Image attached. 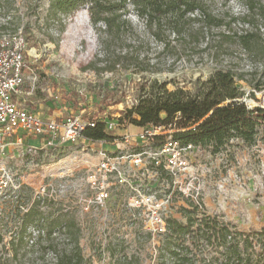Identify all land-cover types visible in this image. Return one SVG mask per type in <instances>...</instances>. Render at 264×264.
I'll return each mask as SVG.
<instances>
[{
    "label": "rangeland",
    "instance_id": "rangeland-1",
    "mask_svg": "<svg viewBox=\"0 0 264 264\" xmlns=\"http://www.w3.org/2000/svg\"><path fill=\"white\" fill-rule=\"evenodd\" d=\"M114 1L0 0V33L21 30L29 53L38 56L33 64L37 90L27 104L51 103L72 114L84 110L86 118L112 123L111 136L128 133L137 140L139 130L118 118L139 101L143 89L165 86L169 92L180 90L185 98L201 99L207 81L225 76L221 81L232 77L231 85L240 94L234 104L264 111L248 104H264V0H215L214 5L211 0H179L182 5L195 1L198 8L188 15L198 19L192 31L178 16L162 24L159 32L172 34L168 48L143 35V24L135 21L133 29L123 23L119 35L109 34L101 23L96 31L89 19L97 11H90L91 6ZM199 25L209 29L200 33ZM233 34L247 35L237 39ZM229 101L215 108L229 106ZM172 130L184 131H165ZM21 150L15 146L10 154L14 157L6 160L22 187L16 197L0 201V264H56L73 249L81 253L83 264H173L161 256L163 240L152 241L142 214L128 208L129 194L123 188L113 192L106 207L83 209L86 176L97 163L94 147L80 142L32 156L21 155ZM191 165L202 188L201 215L243 232L264 227V131L252 146L233 138L217 152L210 146L197 148ZM181 204L173 194L168 208L184 222L177 212ZM39 225L45 236L30 246L27 231Z\"/></svg>",
    "mask_w": 264,
    "mask_h": 264
},
{
    "label": "built area",
    "instance_id": "built-area-1",
    "mask_svg": "<svg viewBox=\"0 0 264 264\" xmlns=\"http://www.w3.org/2000/svg\"><path fill=\"white\" fill-rule=\"evenodd\" d=\"M37 61L38 56L29 53L21 30L0 33V201L16 197L22 187L21 178L6 164L7 158L14 157L10 154L13 155L15 146H22L21 155L32 156L81 142L87 148L94 147L97 158L95 171L86 176L82 199L85 211L106 207L113 192L123 188L129 194L128 208L142 214L154 241L162 240L166 233V220L172 217L168 206L173 202V194L183 203L179 206L190 202L200 208L202 188L191 165L197 147L182 144L174 137L177 132L165 131L164 126L134 125L139 130L137 140L128 133L116 138L108 133L114 129L112 123L86 118L84 110L72 114L56 110L51 103L31 107L27 100L37 90L38 76L33 67ZM99 123L105 124L104 132L112 139L84 137L87 129L96 128ZM27 232L30 246H35L46 233L41 225L30 227Z\"/></svg>",
    "mask_w": 264,
    "mask_h": 264
},
{
    "label": "trees",
    "instance_id": "trees-1",
    "mask_svg": "<svg viewBox=\"0 0 264 264\" xmlns=\"http://www.w3.org/2000/svg\"><path fill=\"white\" fill-rule=\"evenodd\" d=\"M146 1L116 0L114 3L92 5L90 11H97V14L90 15V24L99 31L96 26L101 23L109 34L119 35L124 30L123 23L130 24L133 29L135 21V25L143 24V35L151 36L168 48L172 34L159 32L162 24H169L178 16L183 21L186 20L184 23L189 25L187 29L192 31L194 22H197L196 16L188 15L198 8L195 1L183 5L179 0L162 3L158 0ZM210 2L212 5L215 4V0ZM74 12L68 15L71 16ZM158 17L162 19L158 20ZM129 18L133 20H128ZM152 21L155 22L154 26L151 25ZM199 26L200 33L209 29ZM246 35L233 34L237 39H243ZM176 38L180 39L179 36ZM223 78L227 79L225 76L222 78L218 76L207 81L205 83L207 92L201 99L185 98L180 90L169 92L165 86L158 90L143 89L137 104L126 110L120 121L127 119L135 126L156 125L176 130L183 129L184 131L174 134L175 139L184 145L210 146L213 152L219 151L233 138H240L248 146L255 145L260 132L264 131V111L260 109L249 111L243 104H234L238 101L235 98L240 94L231 85L232 77H228L227 82L221 81ZM160 85L162 84H155ZM215 87L219 91L217 94L213 90ZM221 89H225L226 92H221ZM223 100H227L228 103L231 100L233 103L215 108ZM248 104L250 107L259 106L264 109V104L252 101H248ZM209 113L210 115L206 117ZM201 120L203 121L199 123ZM104 126V123H99L96 128L87 129L84 137L91 140L112 139L104 132ZM178 212L184 222L172 217L166 220L167 229L160 249L161 256H167L173 264H217L220 258L223 259L222 264H264V227L250 232L239 231L231 223L219 222L217 217L201 215L199 208L190 202H185V206H179ZM83 262L81 253L73 249L69 254L61 256L56 264Z\"/></svg>",
    "mask_w": 264,
    "mask_h": 264
},
{
    "label": "flooded vegetation",
    "instance_id": "flooded-vegetation-1",
    "mask_svg": "<svg viewBox=\"0 0 264 264\" xmlns=\"http://www.w3.org/2000/svg\"><path fill=\"white\" fill-rule=\"evenodd\" d=\"M208 116H209V115H208ZM208 116H207V117H208ZM194 146H195V147H197V148H200V147H202V146H199V145H194Z\"/></svg>",
    "mask_w": 264,
    "mask_h": 264
}]
</instances>
